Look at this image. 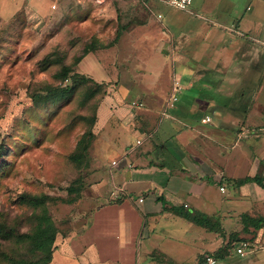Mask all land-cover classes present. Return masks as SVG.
<instances>
[{
  "label": "crops",
  "instance_id": "obj_1",
  "mask_svg": "<svg viewBox=\"0 0 264 264\" xmlns=\"http://www.w3.org/2000/svg\"><path fill=\"white\" fill-rule=\"evenodd\" d=\"M20 1L0 0V15L10 17ZM246 1L194 6L219 20L117 29L112 43L126 39L151 56L169 39L173 82L151 86L139 101L123 85L102 99L96 128L105 129L112 161L93 185L84 227L56 234L52 263L104 264L117 253L112 264H200L205 255L216 264H264V227L242 219L264 215V187L236 183L264 178V0ZM191 6L183 12L193 14ZM76 70L107 84L113 78L93 51ZM92 231L95 242L75 252L72 239ZM242 241L249 245L239 253Z\"/></svg>",
  "mask_w": 264,
  "mask_h": 264
},
{
  "label": "rangeland",
  "instance_id": "obj_2",
  "mask_svg": "<svg viewBox=\"0 0 264 264\" xmlns=\"http://www.w3.org/2000/svg\"><path fill=\"white\" fill-rule=\"evenodd\" d=\"M192 1L194 9L203 0ZM233 1L241 7L247 2ZM20 4L10 17L0 15V237L9 229L27 228L32 210L20 196L29 193L53 198L47 206L58 239H63L86 224L94 205L93 185L112 161L102 145L105 129L96 128L102 99L123 85L129 98L139 101L151 86L173 82L169 39L161 47L164 52L151 56L135 42L133 47L126 39L112 43L117 29L131 21L152 20L170 27V20H192L194 25L219 19L217 14L199 9L189 14L158 0H21ZM93 38L100 44L92 51L105 71L112 72V80L107 84L92 78L95 83L81 82L53 100L45 88L71 85V79L61 80L55 74L63 65L77 71L73 61ZM89 128L94 137L76 164L68 156ZM70 187L77 191L70 193ZM88 233L72 239L75 252L95 242L94 231ZM111 256L104 264L115 262L117 253ZM48 264L56 263L51 259Z\"/></svg>",
  "mask_w": 264,
  "mask_h": 264
},
{
  "label": "trees",
  "instance_id": "obj_3",
  "mask_svg": "<svg viewBox=\"0 0 264 264\" xmlns=\"http://www.w3.org/2000/svg\"><path fill=\"white\" fill-rule=\"evenodd\" d=\"M100 44L95 38L83 47L81 55L75 57L73 65L80 61L82 56L97 48ZM72 72V73H71ZM58 79H71L70 86L46 87L45 90L49 95H53V100H58L68 95L77 84L81 82L93 81L92 78L78 72L73 71L71 66L63 65L61 69L55 74ZM99 86V85H97ZM34 103L38 104L39 97L33 98ZM231 110L233 107L231 106ZM94 133L91 128L85 130L78 139L74 151L69 154V159L79 164L84 158V154ZM247 181H254L260 186L264 187V178L261 175L252 177H244L236 181L237 185H241ZM70 193L77 191V188H68ZM22 202L26 203L32 210L28 226L25 229L18 228L17 230L9 229L1 234L0 241V264H48L52 259L54 249V242L58 228L54 223L52 216L48 209V202L53 198L47 194H29L24 193L20 196ZM244 226L251 224L255 227H264V215L256 218L243 216ZM248 220V222H247Z\"/></svg>",
  "mask_w": 264,
  "mask_h": 264
},
{
  "label": "built area",
  "instance_id": "obj_4",
  "mask_svg": "<svg viewBox=\"0 0 264 264\" xmlns=\"http://www.w3.org/2000/svg\"><path fill=\"white\" fill-rule=\"evenodd\" d=\"M158 1H161V2H164L172 7H175L181 11H189L190 10V6L192 4V0H158ZM215 24V22H213ZM173 99H175V97H173ZM134 104V103H132ZM210 120V117L209 116H205L203 118V121L204 122H207ZM138 143L140 141H137ZM115 161L112 162V164H114ZM221 190H223V187H220ZM140 201L142 200L141 198L139 199ZM249 243L247 241H242L240 243V246L237 248V251L239 253H242V250L245 248V247H248ZM200 264H216V259L211 256V255H205L204 257V260L200 263Z\"/></svg>",
  "mask_w": 264,
  "mask_h": 264
}]
</instances>
